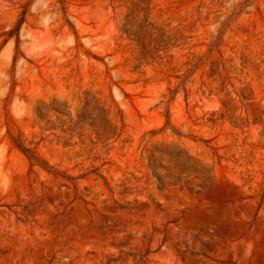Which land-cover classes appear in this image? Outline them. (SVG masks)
<instances>
[{"label": "rangeland", "instance_id": "1", "mask_svg": "<svg viewBox=\"0 0 264 264\" xmlns=\"http://www.w3.org/2000/svg\"><path fill=\"white\" fill-rule=\"evenodd\" d=\"M0 264H264V0H0Z\"/></svg>", "mask_w": 264, "mask_h": 264}, {"label": "trees", "instance_id": "2", "mask_svg": "<svg viewBox=\"0 0 264 264\" xmlns=\"http://www.w3.org/2000/svg\"><path fill=\"white\" fill-rule=\"evenodd\" d=\"M27 150V149H26Z\"/></svg>", "mask_w": 264, "mask_h": 264}]
</instances>
